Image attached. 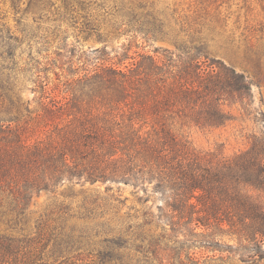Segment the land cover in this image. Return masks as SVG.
Wrapping results in <instances>:
<instances>
[{"label": "trees", "instance_id": "1", "mask_svg": "<svg viewBox=\"0 0 264 264\" xmlns=\"http://www.w3.org/2000/svg\"><path fill=\"white\" fill-rule=\"evenodd\" d=\"M8 8L13 30L0 6V264L264 258V132L225 158L196 151L173 131L225 127L237 105L246 113L252 91L242 73L201 46L137 51L156 27L130 0H8ZM121 33L129 43L117 62L97 48L64 90L49 85L46 73L58 63L72 73L79 40ZM25 81L40 95L24 101ZM65 183L100 187L30 216L34 196L56 195ZM125 187L139 206L122 214ZM150 198L159 203L147 206ZM226 232L247 245H222Z\"/></svg>", "mask_w": 264, "mask_h": 264}, {"label": "rangeland", "instance_id": "2", "mask_svg": "<svg viewBox=\"0 0 264 264\" xmlns=\"http://www.w3.org/2000/svg\"><path fill=\"white\" fill-rule=\"evenodd\" d=\"M128 1V0H126ZM135 2L137 12L142 22H153L156 35L148 43L143 42L139 52L152 55L154 48L177 53L179 47L201 46L206 48L210 57L218 58L232 67L236 72L242 73L251 84L252 101L244 113L240 107H232L236 120L225 127L203 129L193 125L175 124L174 133L187 140L192 148L198 152L213 153L219 157L232 158L246 151L253 143V136L264 132V0H130ZM0 6L5 11V23L13 30L14 21L8 8V0H0ZM30 25V24H28ZM200 40L201 42L197 41ZM74 41L72 34L68 35V43ZM129 38L121 33L110 37L107 42L96 41L92 38L79 40L80 47L75 53L74 64L63 65L62 70L57 66L46 73L49 85H59L60 90L65 89V82L76 80L83 75L82 63L96 57L95 49L106 46L108 59L117 62L121 46L128 45ZM135 49L133 48L132 51ZM125 65L129 61H125ZM22 98L31 100L39 96L33 95L28 88L33 86L30 81L22 85ZM62 94V92H61ZM35 103L32 104V107ZM98 185L70 186L65 183L57 189L56 195L41 192L34 196L30 202L28 212L33 218L38 217L55 202L68 199L70 192H74L79 200L80 191L93 190ZM104 186H101L103 189ZM131 188L122 190V197L127 201L121 213L127 207L139 206L136 198L131 194ZM142 195V194H141ZM159 203L156 198H150L147 206ZM224 246L238 248L247 245L239 241L236 236L224 233L218 237ZM264 249V244L261 246ZM239 249V248H238ZM238 263V257L233 256ZM255 264H264L263 259H257Z\"/></svg>", "mask_w": 264, "mask_h": 264}]
</instances>
